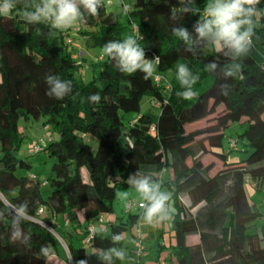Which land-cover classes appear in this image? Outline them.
I'll return each mask as SVG.
<instances>
[{"label":"trees","instance_id":"trees-1","mask_svg":"<svg viewBox=\"0 0 264 264\" xmlns=\"http://www.w3.org/2000/svg\"><path fill=\"white\" fill-rule=\"evenodd\" d=\"M205 3L197 0V12L184 14L179 0H134L132 9L95 24L94 31L74 30L101 48L108 40L137 36L147 57L159 58L150 80L140 72L121 73L106 56L91 66V81L79 80L85 58H75L67 42L73 37L69 29L25 23L20 15L25 0H19L10 16H0V264H48L53 256L63 264L84 259L99 264L98 250L111 246L113 233L129 232L141 214L130 211L127 220H109L93 233L89 228L100 217L113 215L116 193L131 189L127 179L137 170L163 181L173 193L170 262L264 264V226L259 232L256 225L262 214L246 193L247 184L264 191V17L257 19L260 40L254 39L248 56L238 61L241 76L225 81L222 68L230 61L218 50L192 56L171 33L172 13L180 14L179 22L191 30ZM258 7L264 9V0ZM214 58L221 68L215 74L205 72ZM179 62L200 76L192 100L176 95L183 91L175 79ZM48 74L71 80L72 93L63 100L48 97ZM225 82L232 85L227 97L220 95ZM95 92L101 95L98 104L88 100ZM145 98L157 107L156 113H142ZM220 107L224 109L218 114ZM130 114L136 117L128 119ZM23 117L43 120L49 132L34 153L43 152L53 161L48 179L52 191L46 199L39 179L30 174V161L19 159ZM201 122L204 126H193ZM233 124L245 129L235 140L237 149L230 144L231 151L247 153L245 159L230 160L222 151L225 130ZM89 137L99 140L96 150ZM208 154L221 166L204 162ZM165 172L170 179L162 178ZM24 202L28 207L21 227L31 237L28 245L10 239L13 213ZM61 216L67 224L58 223ZM189 236H199V242L188 244ZM41 246L49 248L48 257L40 255ZM117 246L125 247L128 256L115 264L134 259L136 249H128L124 241Z\"/></svg>","mask_w":264,"mask_h":264},{"label":"clouds","instance_id":"clouds-1","mask_svg":"<svg viewBox=\"0 0 264 264\" xmlns=\"http://www.w3.org/2000/svg\"><path fill=\"white\" fill-rule=\"evenodd\" d=\"M18 3L19 0H0V16H10ZM179 3L184 14L197 12V0H179ZM259 4L260 0H206L202 16L192 25L191 30L179 22L182 19L180 14L172 13L171 33L178 41L183 42L184 50L192 56L206 50H218L230 61L222 68L224 80L237 79L243 71V66L238 61L248 56L254 46V39L261 38L257 35V19L264 17V9L259 8ZM104 6V0H35L34 3L25 0L24 10L20 15L27 24H43L51 29L64 31L86 22L89 17H98L99 10ZM102 54L113 61L121 73L132 75L140 72L144 80L152 79L157 73L159 58H148L145 48L140 46L139 38L135 35L129 34L119 40H108L102 47ZM218 68H221V65L217 58H214L204 66V71L215 74ZM175 79L183 89L177 91L178 97L192 100L198 95L194 85L200 76L193 72L188 63L177 64ZM45 83L46 95L56 100H63L73 91L72 81L61 79L58 75L48 74ZM231 87L229 83H222L220 95L227 97ZM88 100L98 104L101 95L95 92ZM127 183L140 201L139 206L143 210L140 215L141 223L151 226L171 219L169 201L173 193L163 187V181L137 170L128 177ZM131 194L125 190L117 192L116 196L122 201H127ZM27 207V202H24L19 205V212L13 213L10 234L14 243L22 245H28L31 239L21 227ZM123 241L122 233H113L111 246L99 249L96 253L99 264H115L117 260L124 262L128 256L126 248L117 246L122 245ZM129 242L134 243L133 240ZM40 255L48 257L49 248L41 246ZM78 264H88V261L80 260Z\"/></svg>","mask_w":264,"mask_h":264},{"label":"rangeland","instance_id":"rangeland-1","mask_svg":"<svg viewBox=\"0 0 264 264\" xmlns=\"http://www.w3.org/2000/svg\"><path fill=\"white\" fill-rule=\"evenodd\" d=\"M112 2V6L105 8L107 10V13H101L99 12V16L103 20H111L112 17H108L109 19H106L107 15H110V12L114 13V16L120 15L124 13L125 8L129 7L132 9L133 7V1L134 0H110ZM107 14V15H106ZM88 21H94L93 18L89 17L87 19ZM76 28V25L70 28V32H72ZM90 31H94L95 24H91L88 28ZM73 40L71 41V43ZM70 43V44H71ZM84 53V66L81 69V72L76 75L77 79L89 82L93 79V70L91 69V66L98 62L102 56V48L99 46L92 45L91 41L88 39H82V41L79 42V52L77 54ZM76 54V53H75ZM81 57L79 60L81 61ZM224 107H220L218 109V114H221ZM141 111L142 113L152 111L157 112V107H153L151 103L150 98H145L141 103ZM136 117V114H130L128 115V119H134ZM204 122L199 123L198 125L193 126H204ZM19 126L20 131L24 134V139L21 144V150L19 152V159L21 160H28L30 161L32 168L30 170V174H34L39 179L41 185V193L43 197L46 199L50 195L52 191L51 185L48 183V179L51 174L53 161L49 160L45 153L35 154L34 155V148L40 144H44L46 139L49 136V132L46 130V128L43 125V120H35V119H26L21 118L19 120ZM192 127V126H191ZM244 126L241 124H233L226 128L225 130V136L223 139L222 144V151L226 154H229L230 160H240L245 159L247 157V153L242 151H231L230 148V141H235L238 139V135L244 131ZM92 141V146L96 150L99 144V140L95 137H89ZM241 147V144H240ZM33 154V155H32ZM204 162L208 161H214L217 166H221V162H219L217 159H215L210 154L205 155L203 157ZM86 172V171H85ZM85 179L89 181V177L86 173H84ZM130 193V197L127 201H122L119 198H115L113 203L114 213L112 216H104L103 217V223H99L98 221L95 222V227L97 230H100L101 228L105 227L106 223L110 221H115L116 219H128V213L131 211L132 213H142L141 208L134 207L131 210H129V203H135L136 205L140 204V201L136 197L135 193L132 191V189L127 190ZM246 193L248 200L250 204L258 210L262 217L260 220L257 221V229L260 232L264 226V191H259L256 188L252 187V185L247 184L246 185ZM185 202H188V200L185 198ZM169 208L171 214L175 211V205H174V199L169 201ZM60 219L62 220L63 217L61 216ZM165 227V231L168 232L171 230V225L169 220H165L163 222L155 223L154 225H147L141 223L140 219L138 220V223L135 224L132 229L123 234L124 235V245L128 249H138L139 247H143L145 249L146 253H151L150 260L155 261L156 258L161 257L165 260H169L170 256V233H164L161 232L162 227ZM158 228V230H157ZM160 228V229H159ZM61 230V229H60ZM59 230V231H60ZM155 230V231H154ZM164 235L161 236V235ZM133 240L134 243H130L129 241ZM166 242V248H161L160 242ZM162 255V256H161ZM143 258V257H142ZM145 259V258H144ZM140 258H134L131 261H128V264H137V261H139ZM143 260V259H142ZM157 263V261H156ZM172 263V262H170ZM49 264H52V261L49 262Z\"/></svg>","mask_w":264,"mask_h":264},{"label":"crops","instance_id":"crops-1","mask_svg":"<svg viewBox=\"0 0 264 264\" xmlns=\"http://www.w3.org/2000/svg\"><path fill=\"white\" fill-rule=\"evenodd\" d=\"M104 13H107V10H105L104 11ZM107 15V14H106ZM110 17H112V20L115 18V16H114V13L113 12H110V15L108 14L107 15V17H106V19H109ZM94 19V18H93ZM110 20V19H109ZM75 30V29H74ZM74 30L71 32V34H73L72 36V38H73V42H72V50H73V52L74 53H78L79 52V42L80 41H82V39H87L86 38V36H84V35H82V34H74ZM162 178L164 179V180H168V179H170V175H169V172H165L164 174H163V176H162ZM185 198H184V196L182 197V201L183 202H185V200H184ZM83 217V214L81 213L80 214V218H82ZM169 222H170V225H171V229H172V214H171V219H169ZM58 223L59 224H61V223H63V224H67L66 223V220H65V218L63 217V219L61 220L60 219V217H58ZM160 229V228H159ZM157 230H158V228H157ZM155 231V230H154ZM171 231V230H170ZM170 231H168L169 233H170ZM161 232H163V234L166 232L165 231V227L163 226L162 227V230H161ZM168 232H166V233H168ZM161 235V236H163L164 237V235ZM171 239V238H170ZM187 242H188V244H190V245H194V244H197L198 242H199V236H189L188 238H187ZM169 243H170V245L172 244V239L169 241ZM160 245H163L164 247L165 246H167L166 245V242H164V241H162V242H160L159 243ZM162 256V255H161ZM150 257H151V253H146V255L145 256H143V258H141L140 260H142L145 264H173V263H170V261L167 259V260H165V259H163V258H161V257H158V258H156V260L153 262V261H151L150 260ZM134 258H137V260H138V257L137 256H135ZM145 258V259H144ZM171 258V253H170V256H169V259ZM52 261V264H63V261H62V259L61 258H59V257H56V256H53V257H51L50 259H49V261H48V264H49V262H51ZM156 261H157V263H156Z\"/></svg>","mask_w":264,"mask_h":264},{"label":"built area","instance_id":"built-area-1","mask_svg":"<svg viewBox=\"0 0 264 264\" xmlns=\"http://www.w3.org/2000/svg\"><path fill=\"white\" fill-rule=\"evenodd\" d=\"M104 5H105V6L102 7V8L99 10V12L103 13V12L105 11V8L112 6V2H111L110 0H104ZM101 21H102V19H101L100 16L94 18V21H92V22L87 20L86 22H84V23H82V24H77V25H76V28H75V31H77V32H81V31H83V30L88 29L89 26H90L91 24H97V23H100ZM71 41H72V38H71V37L67 38V42H68V43H71ZM83 56H84V53H80V54H77V55L75 56V58H80V57L82 58ZM156 80H157V81H160V80H161V77H157ZM230 144H231V147H232L233 149H237V147H238V143H237V141H230ZM40 150H41V147H40V145H38V146H36V147L34 148V153H38ZM134 207L140 208L139 205H136L135 203L130 202V203H129V210H131V209L134 208ZM41 212H42V211H41ZM103 220H104L103 217H100L99 220H98V222H99V223H103ZM89 231H90L91 233L95 232V231H96V227H95V225H91L90 228H89ZM134 255L141 259L143 256L146 255L145 249H144L142 246L139 247L138 249H136V250L134 251Z\"/></svg>","mask_w":264,"mask_h":264}]
</instances>
